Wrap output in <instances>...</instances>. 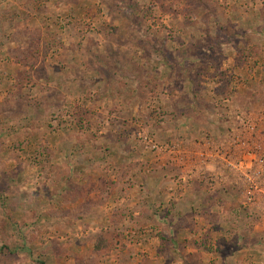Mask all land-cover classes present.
Wrapping results in <instances>:
<instances>
[{
  "label": "rangeland",
  "instance_id": "obj_1",
  "mask_svg": "<svg viewBox=\"0 0 264 264\" xmlns=\"http://www.w3.org/2000/svg\"><path fill=\"white\" fill-rule=\"evenodd\" d=\"M0 264H264V0H0Z\"/></svg>",
  "mask_w": 264,
  "mask_h": 264
},
{
  "label": "crops",
  "instance_id": "obj_2",
  "mask_svg": "<svg viewBox=\"0 0 264 264\" xmlns=\"http://www.w3.org/2000/svg\"><path fill=\"white\" fill-rule=\"evenodd\" d=\"M204 154V152H202V155ZM216 155V154H215ZM217 157H221V155H217ZM177 163H179V162H177ZM194 174H195V172H194ZM191 175V173L190 172H182V173H179L177 176H178V178L180 179V180H184L185 182H187L188 180H187V177H189ZM196 175V174H195ZM163 177H165V175L163 176L162 175V178ZM200 177V176H199ZM199 177H198V179H199ZM198 179H195V180H197L198 181ZM190 194V192L188 193V190H184L183 192H182V195H183V198H185L186 197V195H189ZM196 195V194H195ZM195 195H193L194 197H195ZM214 205H216V204H209V205H205V206H200V208L201 209H209V211L210 212H213L214 211V209H215V213H217V210L218 209H220V207H213ZM194 207H197V208H199V205L197 204V203H195L194 204ZM212 207H213V210H212ZM208 211V210H207ZM206 211V212H207ZM152 215V214H151ZM200 219L203 221V220H205L204 219V217H200ZM132 226V225H131ZM217 241V239L216 240H213L212 242L214 243V245H213V248L215 247V243H217L216 242ZM218 250V249H217ZM219 251V250H218ZM237 251H240V250H237ZM236 250H234L232 253H230V252H228L227 254H230V255H226L224 258L225 259H229V258H231L232 256H236V252H237ZM217 251L215 250V249H213V250H209V252H208V254H210V255H212L213 256V259H218V256H217ZM220 254H222V253H220ZM219 258H220V256H219Z\"/></svg>",
  "mask_w": 264,
  "mask_h": 264
}]
</instances>
